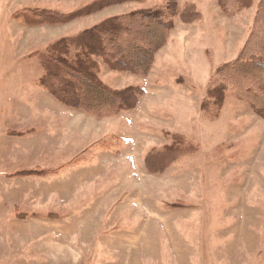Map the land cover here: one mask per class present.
Returning a JSON list of instances; mask_svg holds the SVG:
<instances>
[{
  "label": "rangeland",
  "instance_id": "374dc122",
  "mask_svg": "<svg viewBox=\"0 0 264 264\" xmlns=\"http://www.w3.org/2000/svg\"><path fill=\"white\" fill-rule=\"evenodd\" d=\"M94 1L0 0V264H264V115L244 91L251 80L260 102L263 77L235 65L264 49V0H110L66 24L39 18ZM165 4L147 72L94 58L133 107L103 106L114 97L85 83L88 101L69 107L39 83L55 41ZM216 79L237 89L208 102Z\"/></svg>",
  "mask_w": 264,
  "mask_h": 264
},
{
  "label": "trees",
  "instance_id": "16d2710c",
  "mask_svg": "<svg viewBox=\"0 0 264 264\" xmlns=\"http://www.w3.org/2000/svg\"><path fill=\"white\" fill-rule=\"evenodd\" d=\"M116 3L110 0H96L84 9L73 13L59 14L47 11L41 12L39 18L45 20L43 23L66 24L79 16L101 11ZM173 3L175 4L173 8H175L176 1L173 0ZM258 5L259 7L264 6V1ZM166 10L167 5L165 4V7L141 9L126 15L112 16L75 36L60 38L40 56L44 75L39 83L60 102L69 107H80L82 106L81 101H88L87 98H82L79 93H75L80 90L79 85L81 83H85V87L95 90L98 94L104 92L114 97L112 104H103V106L114 109L133 107L136 101L130 103L134 95L132 87L111 93L96 80L93 70L97 68V62L94 58H101L102 63L113 71L147 72L153 63L155 53L165 43V30L170 27L168 26L170 20L164 18V15H167ZM173 15H176L175 11L171 16ZM150 28L152 32L149 31ZM157 32H160V36L151 34ZM149 36L150 38L147 39ZM153 36L154 38L151 39ZM253 54L255 57L240 59L235 65L244 64L248 75L246 78L250 77L252 70L258 71L263 77V83H255L260 102L249 94V89L252 88L251 80H248V83L244 85V91L251 98L252 109L256 113L264 115V49H257ZM218 84L219 79L209 83L205 95L208 102L215 100L213 93L217 89H221L223 93V90L230 86V83L224 87L218 86ZM230 88L237 89L232 86ZM222 93L218 99V104L222 102ZM215 105H217L216 102L207 103L203 101L201 103L204 109L205 107L210 109Z\"/></svg>",
  "mask_w": 264,
  "mask_h": 264
}]
</instances>
